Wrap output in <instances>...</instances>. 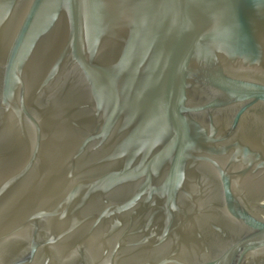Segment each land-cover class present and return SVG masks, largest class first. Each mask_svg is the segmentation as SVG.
Returning a JSON list of instances; mask_svg holds the SVG:
<instances>
[{
	"label": "water",
	"instance_id": "water-1",
	"mask_svg": "<svg viewBox=\"0 0 264 264\" xmlns=\"http://www.w3.org/2000/svg\"><path fill=\"white\" fill-rule=\"evenodd\" d=\"M0 264H264V0H0Z\"/></svg>",
	"mask_w": 264,
	"mask_h": 264
}]
</instances>
